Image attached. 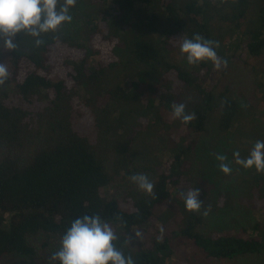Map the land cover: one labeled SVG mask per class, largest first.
Returning <instances> with one entry per match:
<instances>
[{
  "label": "trees",
  "instance_id": "trees-1",
  "mask_svg": "<svg viewBox=\"0 0 264 264\" xmlns=\"http://www.w3.org/2000/svg\"><path fill=\"white\" fill-rule=\"evenodd\" d=\"M102 1L113 6L112 21L93 22L83 13L85 40H75L63 24L43 34L39 47L26 34L14 38L12 51L0 42V63L9 71L0 87V263L35 256L54 242L58 250L71 223L85 215L109 223L115 246L135 264H170L173 256L171 264H238L263 255L259 222L204 233L203 217L186 211L180 196L194 187L204 195L192 173L199 137L234 130L253 145L264 141L254 117L256 91L251 97L227 87L214 93L175 57L177 40L200 34L218 41L217 54L226 59L221 40L236 30L244 33L243 50L263 54L264 0H77L70 14L78 17L85 2ZM183 87L198 97L187 102L185 111L196 116L187 125L172 117ZM143 134L166 136L171 153L152 181L154 195L136 189L103 196L114 180L137 172L132 146ZM235 180L240 205L264 217V173L251 169Z\"/></svg>",
  "mask_w": 264,
  "mask_h": 264
},
{
  "label": "rangeland",
  "instance_id": "rangeland-1",
  "mask_svg": "<svg viewBox=\"0 0 264 264\" xmlns=\"http://www.w3.org/2000/svg\"><path fill=\"white\" fill-rule=\"evenodd\" d=\"M87 3L85 2L81 6L78 17L70 14L72 16L71 22L64 24L65 29L78 41L85 40L83 33L85 25L83 20L85 17L83 13H88L93 22L99 21L102 16L107 18L108 22L112 21L114 8L109 1ZM144 8L146 15H151L150 8H146V6L137 5L135 9ZM179 14L181 18L184 17L183 14ZM128 17L130 20H134L132 15H128ZM244 38V33L236 30L231 37L226 36L221 40V53L227 59V67L220 70H214L211 62H206L210 68L208 72L203 69L202 63L190 66L178 52L175 59L187 71L198 75L199 79H203L202 85L204 87H212L214 93H218L227 87L235 91V93L251 97L256 91L257 108L254 117H256V123L264 131V101L262 100L264 97V53L256 57L248 54L242 49V44L240 43L241 39ZM123 88L125 90L130 88L129 81L123 83ZM183 91L184 94L179 95L177 102L187 105L188 101L197 100L198 97L195 91L185 87H183ZM208 124L210 128L214 126L215 121L212 116L209 117ZM252 147V141L246 136H237L234 130H231L221 138L210 134L203 135L197 140L192 173L204 187V195L198 196V199L202 201V208L197 212L203 217V223L200 227L201 232L238 231L244 227L250 228L255 222H259L264 227V217L261 216L260 212L242 207L238 202L235 177L237 175H245L251 169L246 170L242 166L236 165L233 153L239 151L241 158H246ZM132 153V160L137 169L135 174H145L151 182L156 178L159 170L164 168L166 160L171 155L168 138L164 135L146 137L143 134L138 136L132 146ZM217 154L227 156V162L232 168L231 174L225 175L219 170V162L216 160ZM136 189L138 187L131 182L130 177L126 180L116 179L102 191V195L107 198L111 196L122 197L128 191ZM205 210H207V215H204ZM33 242L39 246V241L33 240ZM55 251H57L56 242L49 247L38 249L35 256H8L3 258L0 264H57L56 261L50 262L49 260L50 255ZM181 255H185V250H181ZM189 261L184 264H189ZM172 262H174V256L169 261L170 264ZM198 264L208 263L200 262ZM238 264H264V254L261 256L242 257L238 260Z\"/></svg>",
  "mask_w": 264,
  "mask_h": 264
},
{
  "label": "clouds",
  "instance_id": "clouds-1",
  "mask_svg": "<svg viewBox=\"0 0 264 264\" xmlns=\"http://www.w3.org/2000/svg\"><path fill=\"white\" fill-rule=\"evenodd\" d=\"M77 0H0V42L2 49L12 51L17 47L14 38L26 34L35 38L34 45L44 44L43 34L57 31L61 25L70 23L72 16L70 9ZM179 51L190 66L202 62H211L214 70L227 67V60L221 58L216 49L218 41L205 39L200 34H194L190 39L181 37ZM9 78V71L5 63H0V87ZM185 103L172 105L173 119H179L185 125L192 122L195 113L185 111ZM236 165L244 169H255L257 173H264V141H256L246 158H241L239 151L233 153ZM219 170L229 175L232 172L227 156L217 154ZM131 182L147 195H154L153 183L145 174H134ZM199 189L189 188L181 191L185 210L198 212L202 208V201L198 199ZM204 215H207L205 210ZM117 235L112 226L102 220L99 215H85L76 218L62 236L60 247L49 257L50 262L59 264H135L131 256L126 257L115 246Z\"/></svg>",
  "mask_w": 264,
  "mask_h": 264
}]
</instances>
